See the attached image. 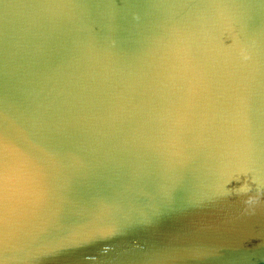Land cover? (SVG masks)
Segmentation results:
<instances>
[{
  "label": "water",
  "instance_id": "95a60500",
  "mask_svg": "<svg viewBox=\"0 0 264 264\" xmlns=\"http://www.w3.org/2000/svg\"><path fill=\"white\" fill-rule=\"evenodd\" d=\"M0 264H264V0H0Z\"/></svg>",
  "mask_w": 264,
  "mask_h": 264
}]
</instances>
